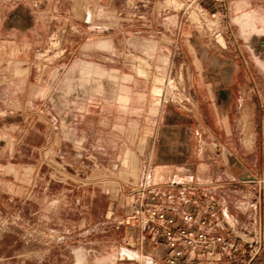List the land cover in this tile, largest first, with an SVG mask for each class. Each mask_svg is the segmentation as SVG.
I'll use <instances>...</instances> for the list:
<instances>
[{"label":"rangeland","instance_id":"rangeland-1","mask_svg":"<svg viewBox=\"0 0 264 264\" xmlns=\"http://www.w3.org/2000/svg\"><path fill=\"white\" fill-rule=\"evenodd\" d=\"M202 3L215 25L190 0H0V264L149 262L129 207L169 183L155 153L196 105L194 35L245 73L231 148L193 128L179 177L205 185L237 264H264V0Z\"/></svg>","mask_w":264,"mask_h":264},{"label":"built area","instance_id":"built-area-1","mask_svg":"<svg viewBox=\"0 0 264 264\" xmlns=\"http://www.w3.org/2000/svg\"><path fill=\"white\" fill-rule=\"evenodd\" d=\"M222 7L226 0H212ZM203 0H190L189 7L207 21L215 20L219 12H208ZM215 43L221 48L214 32ZM196 136H200L196 132ZM202 190V189H201ZM138 197L129 207V218L137 220L141 242L148 240L153 251L160 250L162 255L149 259L147 264H237L240 255L238 245L228 236L215 232L212 221L214 203L205 198L196 187L175 191V184H152L136 191ZM254 257L251 255L250 260ZM250 261L246 264H249Z\"/></svg>","mask_w":264,"mask_h":264},{"label":"crops","instance_id":"crops-1","mask_svg":"<svg viewBox=\"0 0 264 264\" xmlns=\"http://www.w3.org/2000/svg\"><path fill=\"white\" fill-rule=\"evenodd\" d=\"M185 44V54L190 61L189 82L196 96V105L191 115H182L183 125L177 122L169 125V131H163L155 153L156 173L164 172L157 180L174 183L178 190L205 186L193 184L192 178L183 180L179 177V173L187 168L185 161L190 154L187 144L191 140L193 128H201L205 140L216 141L221 147L231 148L227 142L234 136L235 88L245 73L237 56L213 52L196 35L187 39ZM215 217L216 212L214 215L212 213V220ZM139 250L148 259L154 258L151 254L153 250L148 245Z\"/></svg>","mask_w":264,"mask_h":264}]
</instances>
